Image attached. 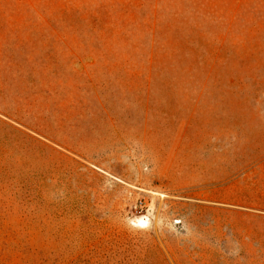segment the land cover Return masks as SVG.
I'll list each match as a JSON object with an SVG mask.
<instances>
[{"label":"rangeland","instance_id":"obj_1","mask_svg":"<svg viewBox=\"0 0 264 264\" xmlns=\"http://www.w3.org/2000/svg\"><path fill=\"white\" fill-rule=\"evenodd\" d=\"M0 264H264V0H0Z\"/></svg>","mask_w":264,"mask_h":264},{"label":"bare ground","instance_id":"obj_2","mask_svg":"<svg viewBox=\"0 0 264 264\" xmlns=\"http://www.w3.org/2000/svg\"><path fill=\"white\" fill-rule=\"evenodd\" d=\"M136 223L140 226H145L148 224V219L146 217H139L136 219Z\"/></svg>","mask_w":264,"mask_h":264}]
</instances>
